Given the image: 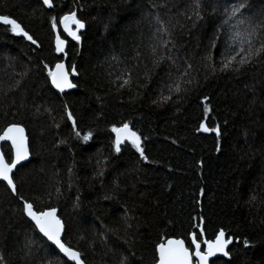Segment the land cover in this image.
I'll return each mask as SVG.
<instances>
[{
  "label": "trees",
  "instance_id": "16d2710c",
  "mask_svg": "<svg viewBox=\"0 0 264 264\" xmlns=\"http://www.w3.org/2000/svg\"><path fill=\"white\" fill-rule=\"evenodd\" d=\"M159 2L54 0L53 9L34 16L33 8L39 7L35 0H0V13H11L23 21L43 44L41 50L33 53L31 46L0 26V88L7 90L13 71L19 72L23 66L30 68L19 89L8 95L0 91V127L13 119L23 122L33 150L31 163L17 174L18 183L22 181L21 192L39 196L49 185L60 181L58 186L63 196L58 206L70 223L69 238L84 251L87 264H118L121 251L127 254L129 264H153L154 245L159 238L165 234L182 235L190 230L191 217L200 214V208L194 206L196 193L204 187L202 214L209 235L214 229L224 227L241 239L248 238L250 248L244 249L242 244L232 246V264H264V63L239 74L201 77L200 87L179 105L156 107L152 100L167 81V66L150 72L151 79L143 86L145 64L149 69L151 65L144 47L148 43L147 28L141 18L147 14L149 5ZM214 2L206 0L208 13L211 9L207 5ZM169 3L182 5L179 10L183 11L187 0H169ZM77 4L83 7L78 15L87 22V27L82 30L79 45L68 38L66 51L68 62L78 65L81 75L76 79L80 87L61 95L50 89L38 61L56 58L48 18L62 15ZM260 4L261 0H256L254 7ZM215 23L216 18L209 14L202 26L177 33L178 51L174 54L198 59ZM137 46L145 52L143 63L135 58ZM4 55L16 57L14 68L8 66ZM129 68L133 69L135 83L130 90L117 92L110 80ZM137 84L141 86L137 88ZM204 96L210 97L213 109L210 123L222 125L220 153L214 151L213 136L194 131L202 118ZM65 100L73 105L78 117H83V130L89 127L94 130V138L88 144L72 136L67 121L57 128L43 112L44 107H51L56 110L52 115H57ZM37 106H41L39 115ZM125 120L149 137L146 151L159 161L145 165L138 178L131 172L135 156L128 150L117 156L109 148L111 134L107 129L112 123ZM171 139H178L179 143L173 145ZM61 140L67 142L60 144ZM101 151L105 156L111 154V161L105 176L94 178L96 157ZM198 159L206 161L202 173L195 167ZM69 167L75 173L70 189ZM169 167L176 170L170 173ZM114 182L120 185V191L114 199L105 200ZM169 183L174 184L172 189L166 188ZM77 195L80 207L74 209ZM125 208L131 210L130 216L138 218L129 221L133 224L134 244H120L119 251L113 254L114 238L94 247H89L87 239H79L82 232L91 238L100 226L98 217L117 225ZM26 234L31 235V229L21 218L16 198L0 184V252L8 264H25L21 248ZM34 239L37 249L47 247L39 236ZM37 256H43V252L38 251ZM217 264H224V260H218Z\"/></svg>",
  "mask_w": 264,
  "mask_h": 264
},
{
  "label": "snow or ice",
  "instance_id": "6c2138e0",
  "mask_svg": "<svg viewBox=\"0 0 264 264\" xmlns=\"http://www.w3.org/2000/svg\"><path fill=\"white\" fill-rule=\"evenodd\" d=\"M255 2L256 0H215L214 3L207 5L211 9L210 13L206 11V0H187V3L183 5V11L179 10L182 5L170 4L169 0H160L159 3L149 5L147 14L141 18L147 28L148 43L144 47L147 51V62L151 65L149 69L145 64L147 70L143 86L146 87L147 82L150 81V72L167 66L165 73L167 81L164 82L157 97L152 100V104L156 107L179 105L187 99L190 92L200 87L201 77L208 79L218 73L239 74L249 67L264 63V0H261L259 7H254ZM35 3L39 7L33 8L34 16L37 14L42 16L43 10H51L55 7L54 0H35ZM82 11L83 7L77 4L72 10L65 11L62 15H51L48 18L51 44L56 58L47 62L39 59L38 66H42L40 70L50 89L61 95H68L72 90L80 87L76 78L81 73L75 62H68L66 49L69 44L68 38L77 45L81 43L82 30L87 27V22L78 15V12ZM209 14L216 18V23L210 30L211 35L208 37L207 45L204 46L203 54H200L198 59L174 54L178 51L177 33L202 26L205 16ZM0 26H3L6 33L12 37L20 38L31 46V52L36 53L43 48L41 40L27 29L23 21L11 13H0ZM139 48L140 46H137L135 58L143 63L145 52L140 51ZM3 58L9 61V67L14 68L16 57L4 55ZM29 74L30 68L27 66H23L19 72L13 71L10 77L11 84L6 91L2 88L0 91L8 95L9 92L19 89ZM110 83L116 87L117 92L130 90L135 83L133 69H125L116 75L115 79L110 80ZM140 86V84L136 85L137 88ZM201 105L202 118L194 131L197 134L213 136L214 151L220 153L222 152V125L210 123L213 112L210 97L204 96ZM179 110L177 107V111ZM54 111L56 110L51 107L43 108V112L51 117L57 128L67 121L71 134L76 140L88 144L94 138V130L91 127L87 131L83 130L81 127L83 117L75 114L74 107L69 101L65 100L62 103L57 115H52ZM36 114H41V106L36 107ZM224 124H227L226 120ZM107 131L111 134L109 141L111 153L119 156L128 150L135 156L131 172L136 174L137 178L144 171L145 165L159 163L146 151L145 143L149 137L136 129L131 121L112 123ZM66 142L61 140L59 143ZM178 143V139H171V144ZM32 156L30 138L23 122L13 119L0 127V184L16 198L21 218L28 223L32 233L26 234L21 248L25 264H38V261L39 264H87L84 251L78 245H74L69 238L70 223L64 218L58 206L63 196L61 187L58 186L60 181L57 180L49 185L39 196H28L21 192L22 181L18 183L17 174L31 163ZM110 161L111 154L105 156L101 151L97 155L94 178L105 176ZM194 163L196 169L202 173L206 161L198 159ZM175 170L173 167L168 168L170 173ZM67 172L70 189L71 181L75 176L73 167H69ZM173 187L174 184L171 183L166 185L168 189ZM118 191H120V185L114 182L113 189L104 196V199H114ZM205 194L204 187H200L196 193L194 206L200 208V214L191 217L190 230L182 235L165 234L155 243L153 264H217L218 260H224V264H232L234 256L232 246L242 244L244 249L252 246L248 238L241 239L224 227L214 229L209 235L206 218L202 214V198ZM141 195L144 194L141 193ZM251 199L254 200L255 196ZM75 200L73 208L77 209L80 207V196L77 195ZM129 211L131 210L124 209V215L119 218L117 225H110L98 217L100 226L91 234V238L88 239L82 232L79 239H87L89 247H94L96 243L103 246L114 238L116 243L113 244V254L119 251L120 244H134L135 240L132 239L131 231L133 224L129 221L138 218L130 216ZM35 236H39L47 247L37 249ZM38 251H42L43 256L38 257ZM0 264H8L2 252H0ZM118 264H129V258L123 251L118 257Z\"/></svg>",
  "mask_w": 264,
  "mask_h": 264
},
{
  "label": "water",
  "instance_id": "95a60500",
  "mask_svg": "<svg viewBox=\"0 0 264 264\" xmlns=\"http://www.w3.org/2000/svg\"><path fill=\"white\" fill-rule=\"evenodd\" d=\"M55 53V52H54ZM55 56H56V54H55ZM224 259H227V258H224Z\"/></svg>",
  "mask_w": 264,
  "mask_h": 264
}]
</instances>
